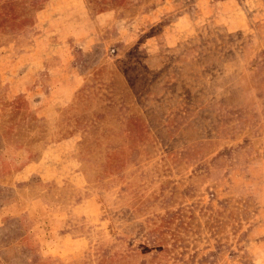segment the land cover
I'll use <instances>...</instances> for the list:
<instances>
[{
    "label": "rangeland",
    "instance_id": "374dc122",
    "mask_svg": "<svg viewBox=\"0 0 264 264\" xmlns=\"http://www.w3.org/2000/svg\"><path fill=\"white\" fill-rule=\"evenodd\" d=\"M0 264H264V0H0Z\"/></svg>",
    "mask_w": 264,
    "mask_h": 264
}]
</instances>
